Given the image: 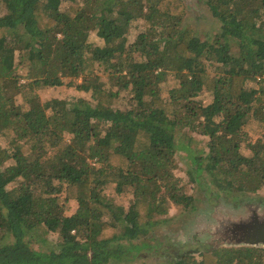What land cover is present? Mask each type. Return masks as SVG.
Here are the masks:
<instances>
[{
	"label": "trees",
	"instance_id": "trees-1",
	"mask_svg": "<svg viewBox=\"0 0 264 264\" xmlns=\"http://www.w3.org/2000/svg\"><path fill=\"white\" fill-rule=\"evenodd\" d=\"M204 2L219 23L207 40L183 0H0V135L13 136L0 146V264H133L170 246L150 245V233L170 206L192 207L187 184L210 203L264 188V0ZM64 85L86 99L40 102L39 90ZM182 128L205 145L194 151ZM177 151L192 158L186 181L174 178ZM112 185L132 194L127 209L105 194ZM34 230L57 235V250L32 249ZM201 246L170 249L166 264H264L263 248Z\"/></svg>",
	"mask_w": 264,
	"mask_h": 264
},
{
	"label": "rangeland",
	"instance_id": "rangeland-1",
	"mask_svg": "<svg viewBox=\"0 0 264 264\" xmlns=\"http://www.w3.org/2000/svg\"><path fill=\"white\" fill-rule=\"evenodd\" d=\"M183 2L187 7L185 21L191 25L200 38L204 40L211 39L219 33V23L216 22L210 11L206 8L204 0H183ZM3 13H5L4 7L0 4V16L3 15ZM141 31V22H134L131 25V29L128 34V44L132 43L137 34ZM88 40L95 46L103 45V41L96 37L95 33H91ZM101 71L102 67L95 66V72L100 74L101 77H106L107 73L105 76H103ZM19 73L23 75L24 71H19ZM101 80L103 82H107V79L105 78H102ZM175 86V80L172 77H168L165 82H162L159 85L161 96L164 99H167L169 90ZM248 86H252L253 88L257 87L253 84H248ZM38 94L41 103L51 99L71 101L79 97H83L85 99L87 97L85 94L81 92L79 93L77 90H75L74 87H67L65 85L61 87H46L39 90ZM196 100L203 105H208L212 101V97L210 94L203 92L199 94V97ZM129 101L131 102L128 92H121L119 94L117 108L119 107V110L126 109L129 105ZM22 105L26 107L24 104ZM178 136L184 140H186L187 137L191 138V146L194 148V151L205 145V141L202 137L195 134L192 135L186 129H179ZM12 137V134L9 132H5L2 136L0 135V146L4 148H10ZM255 140L256 138H254L252 142ZM21 150L24 154L28 153L26 146H23ZM174 162L177 167V170L174 172V178L186 181L185 170L190 168L192 158L189 154L183 151H177L174 156ZM187 189L188 192L186 193V197H191L194 200L192 207L190 206L189 209L183 210L176 206H170L166 217H161V219H164V222L156 225L150 233V236L152 237L151 240L149 239L150 245L155 246L159 245L160 243H168L170 246L162 245L159 247H154V250L148 254L146 259H140L138 256L133 264H166L169 259L166 258L165 255L175 251L176 247L179 245L191 244L193 240L203 245L200 249L196 250L202 251L208 246L212 247L210 244H207V242L208 239H210V227L215 223V220L218 221L217 219L220 218L227 219V217L234 218L232 216H235L238 219L239 215H242L245 212V210H241L239 208L240 204L242 205L243 203H246V200L248 203L249 198H252L251 204L257 205V203H259L261 205V211L264 212V188L260 190L255 196L242 197L240 203L235 201V199L239 198V195L228 198L225 196H218L217 199H215V197L213 200L215 202H219L218 204H215L214 201L213 203H210L212 200H209V196L201 193L197 187H194L192 184H187ZM105 194L111 197L117 205L123 206L126 209L133 199L130 191L124 190L122 193L118 194L116 193L115 187L113 185L106 189ZM60 203L63 204L62 201H60ZM63 205L65 206V214L67 216L72 215L77 208L73 201ZM223 221L225 222V220ZM26 240L30 243L32 249L47 253L49 251L57 250V242L59 238L54 234L43 237L40 236L39 232L34 230L32 233L27 234ZM170 249H173V251H170ZM142 252L146 253L147 251L143 250ZM195 258L198 259V256H195Z\"/></svg>",
	"mask_w": 264,
	"mask_h": 264
},
{
	"label": "water",
	"instance_id": "water-1",
	"mask_svg": "<svg viewBox=\"0 0 264 264\" xmlns=\"http://www.w3.org/2000/svg\"><path fill=\"white\" fill-rule=\"evenodd\" d=\"M232 217L234 218L215 220L210 227V239L207 244L215 249L222 246L264 248V212L261 211L259 203L248 205L238 219L235 216Z\"/></svg>",
	"mask_w": 264,
	"mask_h": 264
},
{
	"label": "built area",
	"instance_id": "built-area-1",
	"mask_svg": "<svg viewBox=\"0 0 264 264\" xmlns=\"http://www.w3.org/2000/svg\"><path fill=\"white\" fill-rule=\"evenodd\" d=\"M263 80H264V78H263Z\"/></svg>",
	"mask_w": 264,
	"mask_h": 264
}]
</instances>
